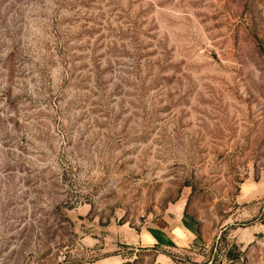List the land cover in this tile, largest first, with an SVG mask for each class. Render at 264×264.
Listing matches in <instances>:
<instances>
[{
	"label": "rangeland",
	"instance_id": "374dc122",
	"mask_svg": "<svg viewBox=\"0 0 264 264\" xmlns=\"http://www.w3.org/2000/svg\"><path fill=\"white\" fill-rule=\"evenodd\" d=\"M113 255L264 264V0H0V264Z\"/></svg>",
	"mask_w": 264,
	"mask_h": 264
},
{
	"label": "crops",
	"instance_id": "0c3cea01",
	"mask_svg": "<svg viewBox=\"0 0 264 264\" xmlns=\"http://www.w3.org/2000/svg\"><path fill=\"white\" fill-rule=\"evenodd\" d=\"M184 221H188L184 218ZM194 225H192L193 228ZM173 231H169L168 228H164L161 224H152L150 226H144L138 231L130 230L126 232L125 240L120 243L127 246L128 250L138 251L139 249L155 248L164 245L171 244ZM120 255H113L106 257L102 261L95 264H120Z\"/></svg>",
	"mask_w": 264,
	"mask_h": 264
}]
</instances>
